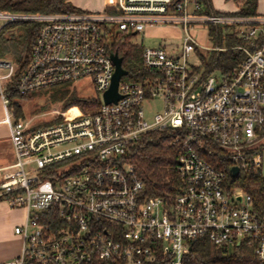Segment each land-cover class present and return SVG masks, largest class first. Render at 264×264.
Listing matches in <instances>:
<instances>
[{
  "label": "built area",
  "instance_id": "obj_1",
  "mask_svg": "<svg viewBox=\"0 0 264 264\" xmlns=\"http://www.w3.org/2000/svg\"><path fill=\"white\" fill-rule=\"evenodd\" d=\"M200 10L198 0H103L98 12L0 11L3 25L39 23L17 95L89 79L102 99L86 111H53L50 122L16 118L9 96L16 66L0 59L2 123L14 153L0 201L25 211L14 228L20 254L5 264H188L198 239L225 253L251 249L264 264V216L257 219L250 196L228 181L232 167L238 174L250 166L263 171L264 14ZM167 24L180 26V52L144 48L140 75L119 80V98L105 104L115 72L111 54L120 57L111 39ZM209 26L237 31L241 44L230 49L241 59L228 72L204 74L201 63L189 64L191 56L226 50L197 41ZM154 99L161 111L147 119L143 106ZM160 130L177 146L180 184L174 194L149 196L129 154L146 133ZM214 148L231 163L228 173L205 159Z\"/></svg>",
  "mask_w": 264,
  "mask_h": 264
},
{
  "label": "trees",
  "instance_id": "obj_2",
  "mask_svg": "<svg viewBox=\"0 0 264 264\" xmlns=\"http://www.w3.org/2000/svg\"><path fill=\"white\" fill-rule=\"evenodd\" d=\"M201 5L200 13L204 14H228L233 13L240 16H254L256 12L257 0H234L237 7L234 12H219L213 8L211 0H198ZM0 11L27 14H63L80 12L72 4L71 0H0ZM39 23L12 22L0 27V59L7 57L16 66L14 75L9 85V96L11 104L20 111L16 100L28 96L17 95L13 89L15 83L26 67L29 60V52L35 39ZM236 30L231 26H209L208 35L215 48H226L225 51H213L201 58V68L204 74H209L214 70L228 72L237 65L241 59L237 51L230 47L241 44L235 36ZM129 36L122 41L111 39L110 48L121 57V66L128 75L139 76L141 68H136L130 64V49L128 43ZM108 40V38H107ZM108 46V43H107ZM8 59V60H9ZM55 89L51 97L62 101V109L77 106L83 111L95 108L99 102L73 96L72 93ZM17 118V115L14 114ZM216 169H222L228 173L231 163L223 156V152L214 148L212 156L205 158ZM130 163L133 164L138 177L144 182L149 196H165L166 193H176L180 184L176 172L177 146L173 145L165 130L146 133L141 141L130 151ZM261 169L248 167L241 170L235 178L228 176V181L241 188L252 201L253 211L257 219L264 216V177ZM188 264H260L256 261L251 249L241 247L231 253H225L217 246L211 244L206 239H198L191 243L190 251L187 254Z\"/></svg>",
  "mask_w": 264,
  "mask_h": 264
},
{
  "label": "rangeland",
  "instance_id": "obj_3",
  "mask_svg": "<svg viewBox=\"0 0 264 264\" xmlns=\"http://www.w3.org/2000/svg\"><path fill=\"white\" fill-rule=\"evenodd\" d=\"M213 8L219 12H234L237 7L234 0H211ZM71 4L81 11L86 12H98L103 8V0H71ZM256 12L258 14H264V0H257ZM0 20V26L2 25ZM205 28L200 30L197 41L206 47H211L212 42L206 33ZM180 26L171 27V25H161L152 28H145L137 35L131 36L128 39V43L132 46L130 49L131 57L130 64L136 68H141V52L144 48L163 47L169 55H177L180 52L181 37ZM205 57V56H203ZM10 58V57H9ZM6 58L7 60L9 59ZM199 65L201 63L200 57H189V64ZM131 75H124L121 77L120 82H132ZM57 89H61L64 92L72 93L73 96L87 98L101 103V95L95 92L89 79H83L72 82L70 84H64L57 86ZM55 89L48 88L40 91L30 92L26 98L16 100L19 104L20 111L14 113L17 117L35 118L37 123L50 122L52 119L51 113L53 111H64L62 109V101L51 97ZM161 101L154 99L153 101L143 106L144 114L147 119L152 115L161 111ZM66 110V109H65ZM264 177V166H263Z\"/></svg>",
  "mask_w": 264,
  "mask_h": 264
},
{
  "label": "crops",
  "instance_id": "obj_4",
  "mask_svg": "<svg viewBox=\"0 0 264 264\" xmlns=\"http://www.w3.org/2000/svg\"><path fill=\"white\" fill-rule=\"evenodd\" d=\"M4 113L0 101V182L3 179V174L8 171L5 168L14 161L13 148L9 142V128L2 123ZM24 221L25 211L23 209H10L0 201V264L9 263L19 256L22 238L14 233V228L21 226Z\"/></svg>",
  "mask_w": 264,
  "mask_h": 264
},
{
  "label": "water",
  "instance_id": "obj_5",
  "mask_svg": "<svg viewBox=\"0 0 264 264\" xmlns=\"http://www.w3.org/2000/svg\"><path fill=\"white\" fill-rule=\"evenodd\" d=\"M111 59L115 66V72L112 78L110 88L103 94V101L105 104L111 102L115 103L117 101V99L119 98L116 94L118 82L122 76L126 75V71L121 66V58L118 57L116 54H111ZM230 172L231 177L235 178L238 175V168L232 167Z\"/></svg>",
  "mask_w": 264,
  "mask_h": 264
},
{
  "label": "bare ground",
  "instance_id": "obj_6",
  "mask_svg": "<svg viewBox=\"0 0 264 264\" xmlns=\"http://www.w3.org/2000/svg\"><path fill=\"white\" fill-rule=\"evenodd\" d=\"M72 111V110H71Z\"/></svg>",
  "mask_w": 264,
  "mask_h": 264
}]
</instances>
